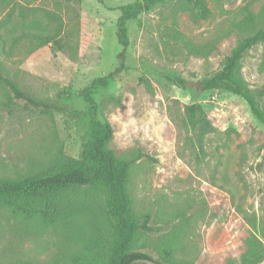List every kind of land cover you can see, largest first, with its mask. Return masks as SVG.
I'll use <instances>...</instances> for the list:
<instances>
[{"label":"rangeland","instance_id":"1","mask_svg":"<svg viewBox=\"0 0 264 264\" xmlns=\"http://www.w3.org/2000/svg\"><path fill=\"white\" fill-rule=\"evenodd\" d=\"M135 1L0 0V73L39 104L0 83L1 178L35 173L59 151L79 157L90 111L80 92L116 68L118 8ZM205 1V20L168 2L128 21L123 71L91 89L95 118L113 128L108 149L123 161L139 158L126 187L132 211L139 220L148 215L152 231L139 233L133 249L156 264H239L248 233L264 247V127L237 95L174 83L219 73L238 41L264 26V0ZM238 78L264 92V42L243 56ZM258 102L264 108V95ZM193 103L212 126L205 135L186 125ZM70 196L81 214L66 228L0 210V264H72L95 246L102 199L84 189Z\"/></svg>","mask_w":264,"mask_h":264},{"label":"trees","instance_id":"2","mask_svg":"<svg viewBox=\"0 0 264 264\" xmlns=\"http://www.w3.org/2000/svg\"><path fill=\"white\" fill-rule=\"evenodd\" d=\"M168 2L188 7L194 21L205 20L211 13L205 0H139L119 7V17L115 23V37L120 46L116 55L118 64L112 72L105 77L94 79L80 92L90 111L79 157L72 158L59 151L46 167L35 173L14 180L0 177V210H6L12 215L36 218L46 226L61 225L66 228L79 218L80 205L70 196V192L74 190H90L102 199L105 224L100 226L99 230L104 233L99 232L95 237V246L91 244L89 248L72 257L74 264H156L147 252L133 249L139 233L152 231L149 226L150 217L144 215L142 220H139L132 211L126 187L130 167L139 158L123 161L108 149L113 139V128L95 118L96 105L91 89L96 86L106 87L111 79L123 71L129 46L126 23L135 21L140 14ZM256 20L252 14L246 13L247 24L252 25ZM50 41L49 37L43 38L41 45H48ZM263 42L264 26L238 41L224 58L221 70L215 76L196 82L176 79L174 83L183 89L196 92L222 90L237 95L247 104L257 123L264 127V108L258 102V96L264 95V92L250 90L238 78L239 63L243 56ZM0 83L8 88L15 99L39 105L1 73ZM184 115L186 125L199 135H205L212 130L200 104L187 105ZM262 262L264 247L254 234L248 233L243 241L239 264Z\"/></svg>","mask_w":264,"mask_h":264}]
</instances>
